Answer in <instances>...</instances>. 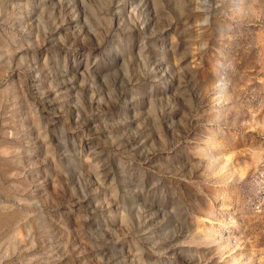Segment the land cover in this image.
<instances>
[{"label": "rangeland", "instance_id": "374dc122", "mask_svg": "<svg viewBox=\"0 0 264 264\" xmlns=\"http://www.w3.org/2000/svg\"><path fill=\"white\" fill-rule=\"evenodd\" d=\"M0 264H264V0H0Z\"/></svg>", "mask_w": 264, "mask_h": 264}]
</instances>
